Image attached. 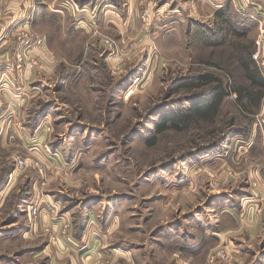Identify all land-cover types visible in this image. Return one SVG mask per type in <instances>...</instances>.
<instances>
[{"label": "rangeland", "instance_id": "1", "mask_svg": "<svg viewBox=\"0 0 264 264\" xmlns=\"http://www.w3.org/2000/svg\"><path fill=\"white\" fill-rule=\"evenodd\" d=\"M249 52L264 0H0V264H264Z\"/></svg>", "mask_w": 264, "mask_h": 264}, {"label": "trees", "instance_id": "2", "mask_svg": "<svg viewBox=\"0 0 264 264\" xmlns=\"http://www.w3.org/2000/svg\"><path fill=\"white\" fill-rule=\"evenodd\" d=\"M216 15L218 16V18L220 17L221 25H227L228 16L227 12H225L224 9L222 11L221 9L217 10ZM221 32L217 34L220 35ZM242 70L244 72V77L248 82V86H242L235 89L234 93L236 94V101L238 104H240L241 108H248L249 105L257 108L259 107L260 101L263 98L262 94L264 92V78L261 75L258 66L251 58L250 52L247 53V59L244 61ZM202 78L206 81H209V78L211 77L209 74H206ZM224 96L225 93L222 91V83L217 82L213 86V88L210 89V92L207 94V97L203 99L202 102L197 104L196 108L194 109L193 115L191 116L194 118H213L216 115L219 106L223 102ZM187 117V115H184L182 117L170 116L168 118L169 120H172V128H179L177 123L178 120H182L181 123H183ZM165 126L167 125H162L158 130V133L166 130Z\"/></svg>", "mask_w": 264, "mask_h": 264}, {"label": "built area", "instance_id": "3", "mask_svg": "<svg viewBox=\"0 0 264 264\" xmlns=\"http://www.w3.org/2000/svg\"><path fill=\"white\" fill-rule=\"evenodd\" d=\"M17 164H18V166L21 167V168H23V167L26 166V163H25V161H24L22 158H18V159H17Z\"/></svg>", "mask_w": 264, "mask_h": 264}, {"label": "crops", "instance_id": "4", "mask_svg": "<svg viewBox=\"0 0 264 264\" xmlns=\"http://www.w3.org/2000/svg\"><path fill=\"white\" fill-rule=\"evenodd\" d=\"M217 2V1H216ZM217 4V3H216ZM222 5V4H221ZM36 151H38V150H36Z\"/></svg>", "mask_w": 264, "mask_h": 264}]
</instances>
